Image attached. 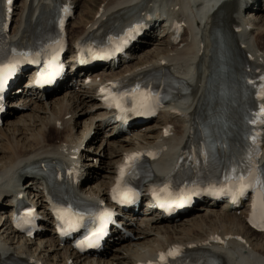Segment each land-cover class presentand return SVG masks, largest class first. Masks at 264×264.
<instances>
[{
	"label": "bare ground",
	"instance_id": "6f19581e",
	"mask_svg": "<svg viewBox=\"0 0 264 264\" xmlns=\"http://www.w3.org/2000/svg\"><path fill=\"white\" fill-rule=\"evenodd\" d=\"M5 1L0 0V8ZM83 1L69 2L78 11L75 14L78 21H71L68 28L71 54L65 61L67 75L51 93L22 89L19 102L14 103L19 108H8L0 124V264L11 259L29 264H147L161 252L178 246L190 253L211 254L221 264H264V233L255 232L246 224L247 207L226 210L229 205L216 207L214 201L204 199L191 214L175 220L164 217L152 206L148 184L141 198L146 201L140 207L118 210L121 229L112 232L107 249L79 254L55 235V221L49 220L45 183L38 178L25 180L27 168L39 163H58L69 169L79 166L86 178L81 185L74 186L73 194L94 203L107 199L128 156L153 150L159 157L151 163L150 181H169L178 173L177 163L199 151L200 143L194 140L199 115L215 109L209 103L206 87L211 71V29L220 24L225 26L245 55L251 72L258 77L264 73L262 6L257 14L236 10L239 0H100L92 11L90 1H86L87 5ZM65 3V0H16L13 42L19 46L31 44L32 35L46 26L53 6ZM193 4L197 6L194 19L187 16ZM159 13L167 16L169 22L181 23L184 32L179 43H172V34L167 31H159L155 36V30L149 29L128 52L131 59L116 69L91 66L92 70L87 67L75 70L79 58L72 50L79 43L87 41L96 48L126 18L152 19ZM150 25L152 21L145 27ZM161 71H171L186 81L190 93L173 95L171 105L162 108L150 124L132 126L119 135L115 114L105 108L100 88L110 82L119 87L136 84ZM185 145L188 150L183 152ZM99 161L102 165L97 170L95 165ZM261 162L264 163V157ZM199 167L195 165V173ZM8 182L12 190L4 187ZM21 195L29 196L39 209L40 227L45 224V230L34 237L24 238L11 227L13 202Z\"/></svg>",
	"mask_w": 264,
	"mask_h": 264
},
{
	"label": "snow or ice",
	"instance_id": "6c2138e0",
	"mask_svg": "<svg viewBox=\"0 0 264 264\" xmlns=\"http://www.w3.org/2000/svg\"><path fill=\"white\" fill-rule=\"evenodd\" d=\"M68 11L67 8L64 9ZM110 46L105 49H101L99 58H106L113 52L121 50V44L126 43V40H117L116 38H109ZM59 50H62V43L55 41L47 46L43 51L47 52L50 56L48 70L40 74L39 79L36 81L38 84L51 83L52 80L59 74L61 65L56 63L58 59ZM89 51L95 52L94 49ZM41 51H19L13 50V54L6 62H0V91L6 87L9 79L16 73L18 65L25 61L30 63H38ZM83 62V61H82ZM261 81H264V76L260 77ZM256 87L254 81H248ZM113 89H117L113 91ZM101 93L105 94L104 99L108 103L109 107H115L120 110L121 113L132 112L136 115H152L155 113V108L160 104V97L158 94L152 92L150 89H142L140 85H136L131 90H119L117 83L110 82L107 87L101 88ZM257 98L264 96V83L258 86L256 92ZM130 103V107L128 106ZM264 117V106H261L257 113L253 114V118L248 122L250 124L264 123L261 119ZM121 119L124 116L120 117ZM167 134V131L165 132ZM252 144L256 146L258 144V136L252 135L250 137ZM256 149L255 147L250 149L245 157L241 159L239 163H235L227 172H225L223 183L216 187L215 184L209 185L206 191L209 194H230L233 201L237 196H242L248 189L255 190V198L252 205V216L250 222L254 227H260L264 230V172L257 168L253 162V156ZM143 155H149L155 157V153H133L126 158V163L120 167V173L117 178L116 186L112 190V198L118 203L131 202L136 195H138L133 189L127 187L125 183V177L132 174L135 168L136 162ZM199 194L196 186L188 188L185 186L179 191H174L170 183H165L162 186L156 187L152 190L153 197L157 200L161 207L165 205H178L182 206L187 203L192 195ZM33 210H28L25 217L21 218L23 223H29L28 217ZM58 218L67 226L68 230H76L84 225L86 214L78 210L73 209L71 205L66 208L56 209ZM91 220L93 227L89 233L83 238V240L77 242V247L83 249L84 247L98 246L100 238L106 234V229L111 221L112 212L108 209L103 210L98 214H87ZM21 226L20 223L17 225ZM62 234H66L64 228L61 229ZM183 249L180 247H174L167 252H161L159 254V264H174V262L182 255ZM151 264V262H149Z\"/></svg>",
	"mask_w": 264,
	"mask_h": 264
},
{
	"label": "rangeland",
	"instance_id": "374dc122",
	"mask_svg": "<svg viewBox=\"0 0 264 264\" xmlns=\"http://www.w3.org/2000/svg\"><path fill=\"white\" fill-rule=\"evenodd\" d=\"M86 1H87V0H84L82 4H83V5L86 4ZM89 1H90V3H91L90 5H93L92 11L96 9L98 3L100 2V0H89ZM93 2H94V3H93ZM86 5H87V4H86ZM90 5H89V6H90ZM77 13H78V11H77ZM74 20H75V22H76V21H78V18L76 19V17H75ZM74 20H73V21H74ZM132 62H136V60L133 59ZM16 88H17V87H16ZM13 107H14V106H13ZM17 108H18V107H17ZM78 115H79V114H78ZM142 124H143V125H147V124H150V122H143ZM119 135H121V133H119ZM54 138H55V137H54ZM101 165H102V164L100 163V161L97 162L96 165H95L96 169L98 170L99 167H100ZM96 172H97V171H96ZM93 174H94V173L92 172V173L90 174V176H93ZM190 213H191V212H190ZM177 219H179V218H177ZM114 246H116V245L113 244V247H114Z\"/></svg>",
	"mask_w": 264,
	"mask_h": 264
}]
</instances>
